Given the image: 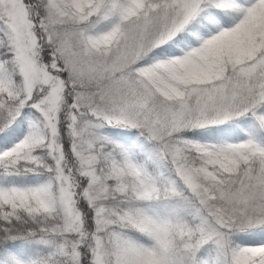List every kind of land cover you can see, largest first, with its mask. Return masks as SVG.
<instances>
[{"label":"snow or ice","instance_id":"snow-or-ice-1","mask_svg":"<svg viewBox=\"0 0 264 264\" xmlns=\"http://www.w3.org/2000/svg\"><path fill=\"white\" fill-rule=\"evenodd\" d=\"M0 264H264V0H0Z\"/></svg>","mask_w":264,"mask_h":264}]
</instances>
